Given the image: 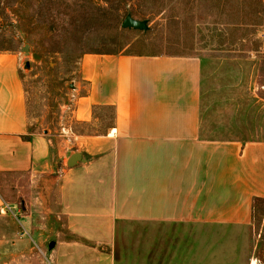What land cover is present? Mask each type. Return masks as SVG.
<instances>
[{
	"label": "crops",
	"instance_id": "1",
	"mask_svg": "<svg viewBox=\"0 0 264 264\" xmlns=\"http://www.w3.org/2000/svg\"><path fill=\"white\" fill-rule=\"evenodd\" d=\"M20 67L18 53L0 52V174L47 179L16 212L24 232L15 229L47 242L46 264H120L127 222L177 226L188 245L251 223L264 200V138L225 137L210 123L199 57L84 55L71 118L90 124L109 108L97 133H30ZM4 204L0 217L14 208L0 194Z\"/></svg>",
	"mask_w": 264,
	"mask_h": 264
},
{
	"label": "rangeland",
	"instance_id": "2",
	"mask_svg": "<svg viewBox=\"0 0 264 264\" xmlns=\"http://www.w3.org/2000/svg\"><path fill=\"white\" fill-rule=\"evenodd\" d=\"M131 11L146 20V29L121 27ZM3 51L20 57L30 133H60L67 127L102 131L111 121L109 108L90 124L71 118L80 59L94 53H143L199 57L210 123L220 124L225 137L264 138V0H0ZM39 183L47 185V179L0 174V194L14 206L0 217V233H8L0 234V264H46L47 242L38 247L15 230L24 232L16 212L38 196ZM183 232L164 224L119 225L117 260L250 264L254 259L264 264V200L254 202L247 226L217 229L201 240L194 237L190 245Z\"/></svg>",
	"mask_w": 264,
	"mask_h": 264
},
{
	"label": "water",
	"instance_id": "3",
	"mask_svg": "<svg viewBox=\"0 0 264 264\" xmlns=\"http://www.w3.org/2000/svg\"><path fill=\"white\" fill-rule=\"evenodd\" d=\"M121 27L122 28H133V29L144 30L147 28V25H146V20H138V19L133 18L130 14H127L121 22ZM79 159H81L80 154L75 152L69 156V158L67 160V164L72 165ZM52 244L53 243L51 242L50 245H52Z\"/></svg>",
	"mask_w": 264,
	"mask_h": 264
},
{
	"label": "built area",
	"instance_id": "4",
	"mask_svg": "<svg viewBox=\"0 0 264 264\" xmlns=\"http://www.w3.org/2000/svg\"><path fill=\"white\" fill-rule=\"evenodd\" d=\"M61 132L64 134H69V130L66 128H62ZM4 208H8V206L6 204H4V207L2 209H0L1 212H5L3 211ZM250 264H258L256 260H254V263L252 262V259L250 260Z\"/></svg>",
	"mask_w": 264,
	"mask_h": 264
},
{
	"label": "trees",
	"instance_id": "5",
	"mask_svg": "<svg viewBox=\"0 0 264 264\" xmlns=\"http://www.w3.org/2000/svg\"><path fill=\"white\" fill-rule=\"evenodd\" d=\"M129 13H130V15H131L133 18L138 19L132 11L129 12Z\"/></svg>",
	"mask_w": 264,
	"mask_h": 264
},
{
	"label": "bare ground",
	"instance_id": "6",
	"mask_svg": "<svg viewBox=\"0 0 264 264\" xmlns=\"http://www.w3.org/2000/svg\"><path fill=\"white\" fill-rule=\"evenodd\" d=\"M252 262L254 263V259H252Z\"/></svg>",
	"mask_w": 264,
	"mask_h": 264
}]
</instances>
